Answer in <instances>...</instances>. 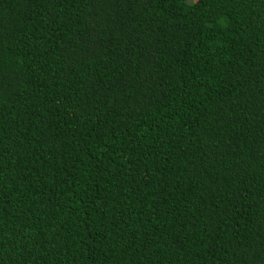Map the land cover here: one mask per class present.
<instances>
[{
	"label": "trees",
	"instance_id": "obj_1",
	"mask_svg": "<svg viewBox=\"0 0 264 264\" xmlns=\"http://www.w3.org/2000/svg\"><path fill=\"white\" fill-rule=\"evenodd\" d=\"M0 264H264V0H0Z\"/></svg>",
	"mask_w": 264,
	"mask_h": 264
}]
</instances>
